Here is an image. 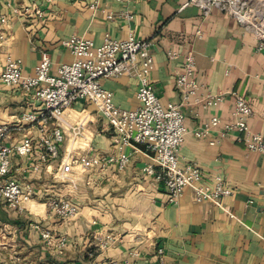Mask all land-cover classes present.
<instances>
[{
  "label": "crops",
  "instance_id": "1",
  "mask_svg": "<svg viewBox=\"0 0 264 264\" xmlns=\"http://www.w3.org/2000/svg\"><path fill=\"white\" fill-rule=\"evenodd\" d=\"M36 9L43 11L42 17L35 14ZM1 16L8 23L0 22V69L10 55L22 60L26 75L34 73L43 51L51 57L53 73L60 64L72 62L73 54L63 45L72 35L97 44L107 34L121 40L131 36L152 40L155 66L150 78L163 105L183 102L176 79L186 54L194 53L200 88L182 105L189 132L179 152L180 164L200 165L203 183L211 184L216 174L223 175L234 193L224 199L228 211L209 201H196L189 187L177 203H170L164 182L143 172L154 164L143 146L141 151L126 149L130 162L124 171L115 165L75 171L70 178L77 188L70 179H59L56 161L48 171L27 177L40 188L31 209L21 214L0 199V264H124L125 260L136 264H264V153L246 148L238 141L237 131L222 136V125L211 131L210 138L220 140L215 145L194 135L214 115L223 124L234 120L233 92L247 97L255 109L248 120L251 130L264 133V51L257 48L253 31L219 8L205 17L191 0H0ZM169 51L178 56L170 58ZM102 83L113 92L119 107H139L135 77L104 78ZM208 95H224V99L208 107L197 102ZM36 108H41L40 103L0 82L4 119ZM72 111L84 114L71 122H84L88 142L68 137L63 150L84 144L75 151L90 147L102 155L116 152L115 131L94 104L80 100ZM28 133L38 135L37 130L27 128L15 136L20 139ZM24 163L15 157L16 168ZM53 195L72 199L81 205L80 213L63 220L49 211L45 200L37 202ZM35 223L56 236L68 237L63 255L44 243ZM95 234H111L115 242L103 250Z\"/></svg>",
  "mask_w": 264,
  "mask_h": 264
},
{
  "label": "built area",
  "instance_id": "2",
  "mask_svg": "<svg viewBox=\"0 0 264 264\" xmlns=\"http://www.w3.org/2000/svg\"><path fill=\"white\" fill-rule=\"evenodd\" d=\"M191 2L202 9L205 17L214 8L231 14L246 29L255 33L258 38L257 48L264 51V13L256 12L241 0ZM35 14L42 17L43 11L36 9ZM0 22L7 24V17L1 16ZM1 38L4 36L1 35ZM63 45L71 51L74 60L60 64L56 73L52 72V60L48 51L42 52L32 75L23 72L21 59L10 55L0 69V82L7 87L19 89L31 102L41 105L40 109L23 111L8 120L0 115V199L4 204L21 214L25 213L28 210L26 204L38 196L35 183L27 180V177L31 178V174L39 173L43 169L48 171L53 162L59 161L56 172L59 179H70L77 188L75 179L70 178L75 171L85 173L110 165L124 171L130 162V154L126 149L141 151L140 146H143L147 154H152L154 161L143 172L164 182L170 203H177L184 190L189 187L193 190L196 201H209L228 211L224 199L234 193V188L224 176L216 174L211 184L203 183V170L200 165L190 162L182 166L179 160L181 146L189 132L182 105L188 103L190 96L196 95L200 88L195 77L197 63L194 53L186 54L182 71L176 79L183 102L163 105L150 78L155 66L152 40L136 39L132 36L121 40L107 34L103 42L97 44L91 38L72 35L63 41ZM168 55L173 59L178 53L169 51ZM124 75L138 80L137 98L140 105L135 109H123L116 105L113 92L102 83L104 78ZM232 96L235 102L234 120L223 124L221 118L214 115L209 122L195 129L194 135L209 139V143L215 145L220 140L210 138L211 131L222 125V136L237 131L238 141L246 148L264 153V133L253 132L248 123L256 113L253 105L238 92H233ZM223 99L224 95H208L204 99L196 100L208 107ZM80 100L94 104L97 113L115 131V153L102 155L92 152L90 147L89 150L81 152L67 148L63 150L68 137L71 140H88L84 122H71L65 115ZM27 128L37 130L38 135L28 133L17 139L16 132ZM15 157L22 158L24 165L16 168ZM157 167L160 172H157ZM47 205L52 214L63 220H70L81 211V205L67 197L49 196ZM35 227L39 229L47 246L53 247L59 255L65 253L68 244L66 235L56 236L50 229L42 228L40 223H35ZM95 237L103 250L115 242V236L111 234H95ZM158 252L163 255L164 249L160 248ZM132 254L136 256L138 253ZM124 264L136 263L125 260Z\"/></svg>",
  "mask_w": 264,
  "mask_h": 264
},
{
  "label": "rangeland",
  "instance_id": "3",
  "mask_svg": "<svg viewBox=\"0 0 264 264\" xmlns=\"http://www.w3.org/2000/svg\"><path fill=\"white\" fill-rule=\"evenodd\" d=\"M242 2H246L247 3V5L248 6H250L251 8H253V9H255V11L256 12H262V13H264V0H241ZM96 112V111H95ZM84 115V114H83ZM83 115H80V114H77V113H74V111H68V113H67V115H66V117L69 119H75L76 118V120L77 119H80V118H82V116ZM75 139H77V140H79L80 141V143H82V142H84L85 144H87V140H84V139H81V138H75ZM72 141V140H71ZM70 141V142H71ZM86 141V142H85ZM80 146H77L75 149H77V148H83V147H86V145H84V144H79ZM74 149V150H75ZM35 176V175H34ZM33 176V177H34ZM33 182L35 183V185H36V188H37V190L39 191V189L40 188H38L37 187V184H36V182H35V180H33ZM40 195V194H39ZM47 199H48V196H47V198L46 199H43V200H41V201H37V202H44V200L47 202ZM36 202V201H35Z\"/></svg>",
  "mask_w": 264,
  "mask_h": 264
},
{
  "label": "bare ground",
  "instance_id": "4",
  "mask_svg": "<svg viewBox=\"0 0 264 264\" xmlns=\"http://www.w3.org/2000/svg\"><path fill=\"white\" fill-rule=\"evenodd\" d=\"M69 110L71 111L72 108L68 109V110L66 111L65 115H67V113H68ZM33 204H34V201H30V202H28V203L26 204V207H28L29 209H31V207L33 206Z\"/></svg>",
  "mask_w": 264,
  "mask_h": 264
}]
</instances>
